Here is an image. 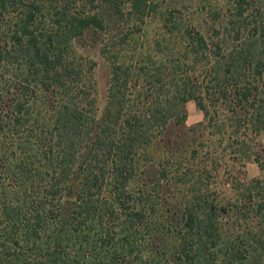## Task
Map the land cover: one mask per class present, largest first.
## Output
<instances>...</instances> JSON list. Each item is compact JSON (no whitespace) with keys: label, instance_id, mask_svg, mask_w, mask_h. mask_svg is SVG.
I'll return each instance as SVG.
<instances>
[{"label":"trees","instance_id":"obj_1","mask_svg":"<svg viewBox=\"0 0 264 264\" xmlns=\"http://www.w3.org/2000/svg\"><path fill=\"white\" fill-rule=\"evenodd\" d=\"M174 14L161 0H0V264L264 258V0ZM90 28L110 66L99 116L71 45ZM188 102L203 116L190 128ZM249 161L259 178H244Z\"/></svg>","mask_w":264,"mask_h":264},{"label":"rangeland","instance_id":"obj_2","mask_svg":"<svg viewBox=\"0 0 264 264\" xmlns=\"http://www.w3.org/2000/svg\"><path fill=\"white\" fill-rule=\"evenodd\" d=\"M223 0H161L162 7H168L173 11L177 17H181L184 20L197 21L200 11H206L208 8L220 5ZM203 15V14H202ZM201 17V16H200ZM103 34L95 29H87L84 33L74 39L71 42L72 50L76 56L82 58L84 62L93 67L92 79L95 86V100L97 116H99L105 108L107 100V91L110 80V66L108 61L101 53V42ZM186 110V127H194L201 123L203 120L202 113L196 108L193 102H188L185 106ZM257 151L264 161V132L260 134L257 139ZM243 171L245 179L259 178L261 176L260 167L257 163L249 161L246 163ZM222 177L218 187V191L227 198L232 196L230 185ZM173 243L172 238H166L159 241V245L165 246V244L171 245ZM247 264H264V258L256 255L254 259Z\"/></svg>","mask_w":264,"mask_h":264}]
</instances>
